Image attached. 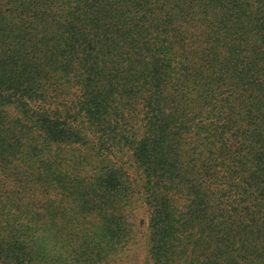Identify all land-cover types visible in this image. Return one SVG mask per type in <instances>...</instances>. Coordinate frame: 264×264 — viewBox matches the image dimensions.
I'll return each mask as SVG.
<instances>
[{
  "label": "trees",
  "instance_id": "obj_1",
  "mask_svg": "<svg viewBox=\"0 0 264 264\" xmlns=\"http://www.w3.org/2000/svg\"><path fill=\"white\" fill-rule=\"evenodd\" d=\"M137 196L134 264H264V0H0V264H129Z\"/></svg>",
  "mask_w": 264,
  "mask_h": 264
},
{
  "label": "rangeland",
  "instance_id": "obj_2",
  "mask_svg": "<svg viewBox=\"0 0 264 264\" xmlns=\"http://www.w3.org/2000/svg\"><path fill=\"white\" fill-rule=\"evenodd\" d=\"M186 22L187 21L179 22L177 25L182 27V30H186V35L188 38L196 39V40L201 39L198 29H195L190 24L187 25ZM235 143H236V146H238V137ZM259 148L257 149V151L262 149L261 146H259ZM82 151L84 152L85 150H82ZM71 153L73 154L72 151L68 152L67 150H64L63 153L61 154V157H62L61 163H101L99 162L98 156H95V155L93 156V154H91L92 158L90 157L89 160L82 161L80 158H77V159L71 158ZM245 153H246L245 150H242V154H245ZM190 157H192L195 160L197 155L192 154ZM74 159H75V162H73ZM246 163L247 165L252 167V163H249L248 160H246ZM129 175L134 176V174H131V171ZM131 178L132 177H130V179ZM228 194L232 198L236 197L235 194H233L232 192H228ZM126 214L128 216V221L130 222V225H131L130 227L133 229V233H134V236H132V240L128 242L130 253L128 254L129 259L127 257V262L129 264H134L137 261L140 262L142 259H144L146 255L144 237H146V234H147L146 228H147L148 214L146 210V205L143 202L142 198H139L138 196L136 198L134 197V199H132L131 205L127 207L126 209Z\"/></svg>",
  "mask_w": 264,
  "mask_h": 264
}]
</instances>
